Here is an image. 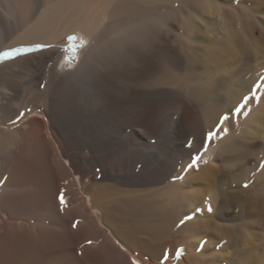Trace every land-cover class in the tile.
Wrapping results in <instances>:
<instances>
[{
	"label": "bare ground",
	"instance_id": "bare-ground-1",
	"mask_svg": "<svg viewBox=\"0 0 264 264\" xmlns=\"http://www.w3.org/2000/svg\"><path fill=\"white\" fill-rule=\"evenodd\" d=\"M230 1L0 0V264H264V66ZM166 96L214 141L155 137Z\"/></svg>",
	"mask_w": 264,
	"mask_h": 264
},
{
	"label": "rangeland",
	"instance_id": "rangeland-1",
	"mask_svg": "<svg viewBox=\"0 0 264 264\" xmlns=\"http://www.w3.org/2000/svg\"><path fill=\"white\" fill-rule=\"evenodd\" d=\"M243 0H231V6L242 4ZM246 6L250 8L253 16L252 32H251V44L254 46V52L247 61V67L245 69V76L249 77L252 72L257 68L264 66V0H250L245 2ZM10 24V19L7 18ZM77 38V39H76ZM76 38L68 45L67 52L70 56L66 59V63L69 62L72 66H77L82 57L83 49L87 48L91 42L90 37L78 32ZM156 106H161L164 109V116L162 120L157 123L158 128L155 132V137L159 136L172 143L173 145L180 139V142L190 144V142H201L202 144H211L214 141V136L220 130V123L216 125L213 132H209L204 124V119H200L201 114L196 117L192 113L186 112L185 119L188 124L181 130L177 127L178 118L175 111L180 107V102L177 98L172 96H166L163 101H156ZM207 137V140L205 138ZM173 149V148H172ZM216 172L220 169L218 164H215ZM218 165V167H217ZM234 210V211H233ZM233 212H237V205L232 207Z\"/></svg>",
	"mask_w": 264,
	"mask_h": 264
},
{
	"label": "snow or ice",
	"instance_id": "snow-or-ice-1",
	"mask_svg": "<svg viewBox=\"0 0 264 264\" xmlns=\"http://www.w3.org/2000/svg\"><path fill=\"white\" fill-rule=\"evenodd\" d=\"M255 87H256V85H254V88H255ZM259 89H264V84H260ZM234 113H235V110H234ZM234 113H233V115H234ZM226 115H227V117H228V119H229V118H230L229 115H228V114H226ZM205 140H207V137L205 138ZM198 155H199V154H196V155L194 156V158H195L196 156H198ZM192 167H194V165L190 166L189 168H192ZM245 187H247V184H245ZM58 200H59V202H60V204H61V206H62V207H61V210H63V206L65 205V200H66L64 194H63V195L60 194V195L58 196ZM207 210H208L209 213H212V212H213V209H212V207H211L210 205L208 206ZM202 211H203L202 209H198V210H197L198 213H199V212H202ZM194 216H195V214H189V216L185 217V219L182 220V221L180 222V225H178V227L181 226V225H183V224L185 223L186 220L194 218ZM77 223H78V222H74V223H73V228H75V227L77 226ZM202 245H203V242H202ZM197 250H198V251L202 250V246H201L200 249H197ZM182 253H183V249H179V250H177V253H176L177 258H179V257L182 255ZM167 258H168V252L166 251V253H165V258H164V260H162L161 264H166Z\"/></svg>",
	"mask_w": 264,
	"mask_h": 264
}]
</instances>
